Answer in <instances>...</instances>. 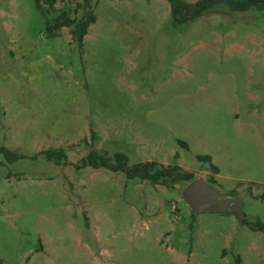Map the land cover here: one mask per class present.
Listing matches in <instances>:
<instances>
[{
    "label": "rangeland",
    "instance_id": "374dc122",
    "mask_svg": "<svg viewBox=\"0 0 264 264\" xmlns=\"http://www.w3.org/2000/svg\"><path fill=\"white\" fill-rule=\"evenodd\" d=\"M91 2L79 50L68 28L45 30L79 18L77 2L41 16L34 0H0V148L23 156L0 154V264H264V234L192 214L188 183L80 165L121 153L208 184L207 156L212 187L264 223V11L221 4L173 28L165 0Z\"/></svg>",
    "mask_w": 264,
    "mask_h": 264
},
{
    "label": "trees",
    "instance_id": "16d2710c",
    "mask_svg": "<svg viewBox=\"0 0 264 264\" xmlns=\"http://www.w3.org/2000/svg\"><path fill=\"white\" fill-rule=\"evenodd\" d=\"M57 0H34L36 11L45 16L55 5ZM75 7L81 11L79 18H70L67 13L62 12L51 22L46 21L45 30L49 36L55 37L57 32L62 28H68L71 41L80 50L83 46V38L87 34L88 28L95 23L94 6L91 0H73ZM169 6L170 22L173 28L196 20L208 13L213 7L225 5L232 12H246L250 9L256 11H264V0H198L194 3H187L183 0H165ZM186 148L185 144H181ZM0 154L5 158H9L10 162H14L23 156L14 154L5 148H0ZM42 155L48 161L59 163L65 158L62 150H47ZM200 163L209 165L210 177L208 184L210 186L216 184L214 177L218 174V169L211 164L210 158L207 156L196 157ZM127 158L121 153L113 155L112 159L99 154L97 151L90 150L81 160L82 168L90 167L93 169H105L113 173L121 172L127 180L138 179L148 182L150 185L171 187L176 183H191L195 180L192 173L183 171L179 166H163L155 161H147L137 163L131 166L127 164ZM264 201V196L261 197ZM244 225L248 226L253 232L264 234V223L259 220L254 222L244 221Z\"/></svg>",
    "mask_w": 264,
    "mask_h": 264
},
{
    "label": "water",
    "instance_id": "95a60500",
    "mask_svg": "<svg viewBox=\"0 0 264 264\" xmlns=\"http://www.w3.org/2000/svg\"><path fill=\"white\" fill-rule=\"evenodd\" d=\"M183 202L192 214L209 213L214 215L229 214L242 225L247 220L242 212L240 200L232 194H222L197 178L189 183L181 193Z\"/></svg>",
    "mask_w": 264,
    "mask_h": 264
}]
</instances>
